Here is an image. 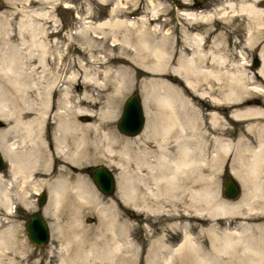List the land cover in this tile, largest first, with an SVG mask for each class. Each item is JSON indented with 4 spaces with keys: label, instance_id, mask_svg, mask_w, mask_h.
Segmentation results:
<instances>
[{
    "label": "bare ground",
    "instance_id": "obj_1",
    "mask_svg": "<svg viewBox=\"0 0 264 264\" xmlns=\"http://www.w3.org/2000/svg\"><path fill=\"white\" fill-rule=\"evenodd\" d=\"M259 1L226 0L224 3L222 9L243 16L240 38L215 31L211 26V29H200L193 25L196 21L210 24L213 19L210 13L181 12L187 25L178 38L182 49L176 52V58L175 38L156 21L160 4L150 1L149 8L133 16L129 13L138 6L124 10V4L112 0L107 4L106 16L96 24L85 20L89 13L82 17L76 14L79 23L76 32L85 39L87 49L102 47L110 40L108 46L117 45L118 55L113 57H118L120 64L114 70L107 66L100 70L97 67L111 57L105 54L106 59L96 64L91 52L87 54L93 60L86 62L90 68L81 62L78 64L85 89L78 101L83 106L76 110L72 106L73 91L62 85L64 79L58 75L50 78L46 68L48 51L42 44L43 21L37 20L46 18L44 10L33 7L22 11L18 31L26 54L23 57V52L16 51L0 54V87L7 85L14 91H22L26 57L34 59L37 68L42 67L43 81L47 84L43 85V101L31 106H11L7 98H0V120H12L11 125L0 128V153L3 161L7 160L8 168L6 175L0 172V210L3 212L0 245L10 244L15 237L16 230L7 223L9 219L5 215H12L17 202L25 208L28 206L26 185L34 177L33 182L38 180L33 175L35 164H39V153L43 151L47 159L43 165L39 164L38 169L42 170L39 181L48 187V196L42 214L57 215L63 193L66 189L72 193L66 208V230H63L68 239L65 237L62 242L65 254L60 264H264V220L258 221L260 213H264V108L248 102L252 92L261 95L264 101V43L258 48L259 64L254 71L261 82L241 81L246 59L242 48L260 39L259 33L264 28V8ZM22 32H27L29 38H24ZM166 71L177 76L181 86L153 75ZM77 73L70 71L67 78L76 80L80 76ZM137 75L141 77V85L148 89L141 98L145 122L137 134L124 138L107 127L119 95ZM21 93H16L18 98L25 99ZM55 94L56 100L49 102L47 96L53 98ZM2 95L5 93L0 91ZM152 102L156 106L153 111L148 108ZM32 113L35 115L30 116ZM81 114L89 115L90 119L80 123L78 115ZM231 122L240 126L234 138L227 125ZM42 124L51 126L49 142L42 140ZM90 129L95 130L92 136ZM11 132H17L16 144L22 145L21 151L8 138ZM224 157H228L230 173L246 187L240 199L233 202L222 200L214 183L215 168ZM98 158L120 167L115 181L122 204L138 213L144 211L147 217L161 214L165 223L171 222L170 227L183 223L178 240L171 242L154 233V242H149L151 236L147 235L146 244H134L126 234L128 225L117 216L113 203L105 206L108 209L105 212L102 204L98 205V198L88 193L80 180L70 184L65 177L52 181L42 178L46 175L47 160L75 164ZM128 165L130 168L126 170ZM213 167L216 173L209 170ZM173 200L183 201V205L186 202L183 210L168 208ZM86 202L92 207L98 205L96 212L100 221L92 229L80 220L78 206H85ZM176 218L185 221L179 223ZM229 218L236 223L224 221ZM191 226H196V233L205 239H197ZM89 230L94 237L85 236ZM52 231L61 232L55 231L54 226Z\"/></svg>",
    "mask_w": 264,
    "mask_h": 264
},
{
    "label": "rangeland",
    "instance_id": "obj_2",
    "mask_svg": "<svg viewBox=\"0 0 264 264\" xmlns=\"http://www.w3.org/2000/svg\"><path fill=\"white\" fill-rule=\"evenodd\" d=\"M10 1L0 0V54L16 51V52H21V53L23 52L22 57L25 56L26 48H25L24 43L22 42V38H20L19 36V31H18L20 28L19 27L20 23L22 21L21 19L23 18L21 16V12L26 9L33 8V7L43 9L46 14V18H42L41 20L37 18L36 19L38 20V22L43 21V27H44L43 36L45 38L43 39L42 37V41H43L42 44L46 45V48L48 51V54H47L48 62L46 64L47 65L46 68L50 72V73L48 72V74L50 75V78L52 75H56V76L58 75L59 77H61V79H64L62 80L63 81L62 85L64 84L67 85V87L70 88L71 91H73L72 92L74 94L73 100L75 102L72 103V106H74V110L82 107L83 104L78 101H80L82 97L81 94L83 93L85 87L83 84L84 82L81 80L82 73H81V70L78 64L81 62L85 67L88 68L90 65L86 62L90 61L89 63H92L93 58H95L97 62L96 64H100L103 62V60L106 59V57L108 58L111 57V58L108 61L105 60V63L102 64V66L99 65L100 67L98 66L97 67L98 69L104 70L105 67L107 66L108 68L114 70L115 67L116 66L118 67L120 64H119V58L113 57V56L118 55L117 45H115L114 48H111L110 46H108L109 44L107 42H111L110 40L106 41L102 47H91L92 50L90 51L87 49V43L85 42V39H83L81 35L78 32H76V30L79 28V23H78V19L76 18V14L82 17L86 15L87 13H89V16L84 17L85 20L87 21V23L96 24L97 22L104 19V17L107 14V8H106L107 4L112 3V0H45V1L10 0ZM150 1L155 4H160L161 6L159 10L160 13L156 21L162 25L161 27L163 28V31H168L169 36L171 37L173 36L175 38L173 40L174 41L173 44L175 47L174 49L175 57L174 58H176V52L182 49V45L180 41L178 40V38L180 36L182 28L187 25V23L185 22V19L183 18L184 16L181 14V12H184V11L197 12L199 14H202V13L212 14L213 19L212 21H210L211 25L210 24L203 25V23H200L197 21L193 23L194 26L199 27L200 29H203L204 27H208L209 29H211L212 27L215 29V31H222V33L227 34L230 37L237 36L238 38H240L242 36L241 35L243 31L242 23L244 20L243 16L242 15L240 16V14H237L238 15L237 16L234 13V11H230L229 9H222V7H224V3L226 2V0H199V1H196V0H186V1L185 0H119L120 4H124L126 6L124 7V10H128V9L130 10L134 6L139 7V8H136L133 13H129L133 16H138L139 11L141 10L143 11L146 8H149L151 5L148 4V2ZM190 4L194 6L190 7L189 6ZM261 4H262V7L264 8V0L259 1V5ZM218 14H221V15L218 17ZM221 19L223 21H221ZM161 22H164L165 25L163 26V23ZM263 33H264V28L262 29V32L259 33L260 39L258 37L259 40L257 39V41L255 42L256 45L255 43H253V45H247L242 48L243 54L245 55V58H246L245 59L246 66L244 65V71H242V73L244 74L243 75L241 74L242 82H247L249 84H251V82L253 81L254 82L256 81L258 83L261 82V79L256 77L254 73L255 68L252 69L251 64L253 63H251L252 61L250 58L251 57L253 58L255 55L257 56L258 48L260 47L261 44L264 43ZM39 34L40 33H37V35ZM22 35H24V38L25 37L29 38V35L27 32H22ZM116 35H117V38H120L119 32H116ZM90 52L93 57V58L91 57L92 59H89V56L87 55V54H90ZM108 53L109 55H107ZM105 54H106V57H104ZM33 69L35 72L33 71ZM41 69L42 67L37 68L36 61H34V59L29 60L26 57L25 64L23 65V71H24L23 79L25 81L23 82L24 85L22 86L23 87L22 91L20 90L18 92L14 91L13 88H10L7 85H5V86L0 87V91L5 93V95L0 96V98H7L11 106L16 105L22 108L25 107L26 105L31 106V104H36L34 102H41V100L43 101V98H45L44 93H43L44 92L43 85L47 84V82L46 80L43 81ZM74 70L78 72L77 73L78 75H80L79 78L76 80L68 79L67 78L68 73ZM88 73L91 74L92 72L88 71ZM153 75L161 76L163 79H165L166 81L172 84H177V85L181 84L177 76L167 71L163 72V74H153ZM170 75L174 76V79H170L169 78ZM140 81H141V77L137 75L136 79L130 83V86L128 88H125L121 92V94L119 95L120 98L118 97V102L116 105L117 107H116L114 116L110 118L111 120L107 127V128L110 127V129H113V131H115L119 136L124 137V138L133 137V136L122 134L116 127V120L121 110L122 101L128 94L134 91L138 93L140 98H142V96L145 95L144 92L148 91L147 87H145L143 84L141 85ZM20 92H22L21 94L24 95L25 99L18 98L16 93H20ZM53 96H54L53 98L50 95L47 96V98L49 99V102L52 99L56 100L57 94ZM262 98L263 97L261 95L252 92L250 94V97L248 98V102L251 105L260 106L264 108V101ZM153 103L154 102L148 105V108L151 109L152 111L155 110V107H156ZM34 115L35 113L34 114L32 113L30 116H34ZM26 118H29V117H26ZM89 119H90L89 115H86V114L78 115V121L80 123L85 122ZM144 120H145V116H144ZM11 124H12V120H8V121L6 120L4 121V119L0 120V128L6 125H11ZM227 125L231 128V138H234L236 134L240 131V126L236 122H231L229 124L227 123ZM41 130L43 133L42 140L45 142L46 141L49 142L48 138L51 135L50 134L51 126L46 127L45 124L44 125L42 124ZM89 133H91L90 136H92V134L95 133V130L90 129ZM8 138L14 142V146H16V150L21 151L22 145L20 143L16 144L18 140L17 132H11L8 135ZM39 154H40L39 164L41 163L43 165L44 161L46 162V159H47L46 154L43 151ZM43 156H45V159ZM98 159L93 160V161H86L82 163L81 162L75 163V164L71 163L72 168L70 167V163H67L64 161H59L55 159L54 162H52V160H47L48 162L46 163V170L44 172L46 175L42 176V178L45 177V179H50L52 181L56 177L58 178L65 177L69 179L70 184L74 183V181L78 183V181L80 180L79 183L80 182L85 183V185L82 183L80 184L85 186L84 188H86V190L89 191L88 193L91 192L92 196L94 195L93 196L94 198L96 197L98 198L96 199L97 201H99L98 205L102 204L103 210L105 212H108V209L105 206L109 203L111 204L113 203L117 209L116 210L117 216L121 219V221H125L126 224L128 225L127 226L128 232H126V234H127L128 239L129 240L131 239L134 242V244L140 243V245H144L148 241L154 242L153 235H155L156 233H160L161 235H163L162 237L168 238L169 241L171 242L178 240L182 232V231L180 232V230L182 229L181 225L183 223L180 226L177 225L176 227L175 226L170 227L171 222L165 223L164 218L162 217L161 214H157V215L150 214L149 217H147L144 211H142L141 213H138L133 208L122 204L119 201L118 196H117L118 186H117V181H115L116 180L115 175L119 172L120 167H116L114 164H107L105 161L103 160L101 161V159L99 160ZM221 161L222 163L221 162L220 163L222 165L220 164L221 166L219 165L218 168H215V170H217L216 171L217 173L215 172L214 167L209 169L211 172L212 170H214V172L216 173V175L214 174L215 175L214 183L216 184V190L217 189L219 190L218 194L222 200H225L228 202L237 201L238 199H240L241 194L246 189V187L242 186V184H240V182H238V180L236 179L239 184V193L232 198H228L222 194L221 173L222 172L226 173L227 170H230L229 169L230 163H229L228 157H224L223 160ZM39 164L38 166L35 164L36 173L33 175V176H36V178H38V180L36 181L37 183L33 182L35 178L34 177L33 180H29L30 183H27L26 185L27 187L26 188L27 189V196H26L27 204L26 205L28 206L25 208L24 205H20L19 202H17L18 204L16 203V206L13 209L12 215L11 216L5 215L9 219L7 223L10 224L11 228L15 229L16 232H15V237L12 239V242L10 244L0 245V264H60L62 258L64 257L65 252L62 249L63 247L62 242H64L66 238L68 239V234L63 230H66L65 224L67 223L66 221L68 220L66 216V208L69 205V203H71L70 195H72V193L68 191L67 189H66V193H63L64 194V196L62 197L63 200L60 201L58 208L56 210L57 215H53L52 213L44 215V219L48 223V230H49L48 241L40 245H34L26 237L24 221L29 215V213H31L32 211L36 210L39 207V206L37 207V200H36L37 195L35 193L40 194L44 192L45 201L47 202L46 198L48 196V191H47L48 187L46 188V186H43L41 184L42 183L41 180L39 181V177H40L39 173L40 172L42 173V170L40 169L41 171H39L38 169L41 166V164L40 166ZM95 164L106 165L107 169L111 173L114 174L113 179L115 181V189L109 195L102 194L98 189H96L93 182L91 181V178L88 173V167L93 166ZM129 166L130 165L125 167V169L127 170L128 168H130ZM0 169H1L0 171L1 173L5 175L7 174V171H8L7 166L5 168L6 170H4L3 166ZM89 188L91 191L88 190ZM65 194L67 195L65 196ZM67 198L69 199L70 202H68ZM182 199L183 201H185L184 198ZM183 201L173 200L172 202H169V204L173 203L172 206L171 207L167 206V207L174 208L177 211H181L186 205V202L183 205ZM46 202L44 203L46 204ZM45 204H43V207L45 206ZM98 205H93L92 207L91 205H87V202H86L85 206H81V207L78 206V209H80V213H81L80 220L85 226H90L91 229L99 225L100 218L98 216V213L96 212V207ZM0 214L3 215V212L1 210H0ZM260 214H261L259 215L260 219L258 221L264 220V213H260ZM5 216L3 217L6 218ZM176 219L178 220L179 223L185 221V219L183 218H180V219L176 218ZM224 221H226V223L228 224L236 223V221L233 220L232 218L226 219ZM53 226H54L55 231L61 230V232L60 231L57 233L55 232L56 234L52 233ZM190 230L191 232L196 234L197 239L199 240L205 239L203 235L196 233L197 232L196 226H191ZM147 231L148 233H146ZM91 232L93 231L89 230L90 235L85 234V236L87 238H91V236L94 237V234H91ZM62 233H64L65 235ZM61 234L63 237L61 236ZM147 235L151 236L150 239H148V241L146 239ZM131 244H130V248L133 247Z\"/></svg>",
    "mask_w": 264,
    "mask_h": 264
},
{
    "label": "water",
    "instance_id": "obj_3",
    "mask_svg": "<svg viewBox=\"0 0 264 264\" xmlns=\"http://www.w3.org/2000/svg\"><path fill=\"white\" fill-rule=\"evenodd\" d=\"M199 1V0H196ZM256 65V59L253 60ZM144 121V112L140 97L137 92H131L122 101L121 110L116 121L118 130L127 135L138 133ZM2 160L0 156V168ZM90 178L97 189L104 194L112 193L114 189L113 174L103 164L90 167ZM238 191V186L231 176H226L223 182L222 192L228 197H233ZM44 194H40L39 203L43 202ZM27 239L34 245H40L48 241L49 230L46 220L40 210L31 212L24 222Z\"/></svg>",
    "mask_w": 264,
    "mask_h": 264
},
{
    "label": "flooded vegetation",
    "instance_id": "obj_4",
    "mask_svg": "<svg viewBox=\"0 0 264 264\" xmlns=\"http://www.w3.org/2000/svg\"><path fill=\"white\" fill-rule=\"evenodd\" d=\"M221 2V1H220ZM190 6H194V5H192V4H190ZM251 59V61H252V57L250 58ZM252 65V64H251ZM253 69V68H252ZM173 76H169V78H172ZM173 79H174V77H173ZM182 84V83H181ZM3 167H4V170H6L5 168V166L3 165ZM70 167L72 168V164L70 163ZM74 168V167H73ZM228 173V174H227ZM221 178H222V184H223V182H224V179H225V177L226 176H232V177H234L231 173H230V170H227V172L225 173V172H222L221 173ZM239 191V190H238ZM36 195H37V197H36V200H37V207L39 206L40 207V203L38 202V200H39V196H40V194L39 193H35ZM222 194H223V192H222ZM43 200H44V198H43ZM152 226V225H151ZM146 239H148V236H146Z\"/></svg>",
    "mask_w": 264,
    "mask_h": 264
}]
</instances>
